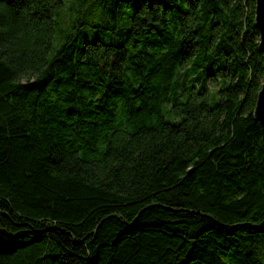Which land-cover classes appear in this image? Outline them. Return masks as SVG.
Returning <instances> with one entry per match:
<instances>
[{
  "label": "trees",
  "instance_id": "1",
  "mask_svg": "<svg viewBox=\"0 0 264 264\" xmlns=\"http://www.w3.org/2000/svg\"><path fill=\"white\" fill-rule=\"evenodd\" d=\"M253 3L0 0V264H264Z\"/></svg>",
  "mask_w": 264,
  "mask_h": 264
},
{
  "label": "water",
  "instance_id": "2",
  "mask_svg": "<svg viewBox=\"0 0 264 264\" xmlns=\"http://www.w3.org/2000/svg\"><path fill=\"white\" fill-rule=\"evenodd\" d=\"M253 22L257 28V44L263 57V76L259 87L256 90L252 113L264 128V0H254L253 3ZM194 211H198L193 209Z\"/></svg>",
  "mask_w": 264,
  "mask_h": 264
},
{
  "label": "rangeland",
  "instance_id": "3",
  "mask_svg": "<svg viewBox=\"0 0 264 264\" xmlns=\"http://www.w3.org/2000/svg\"><path fill=\"white\" fill-rule=\"evenodd\" d=\"M70 0H63V4L59 10V16L63 19L62 24L66 22V20L72 15V12L70 11L69 7ZM55 14V13H53ZM56 15V14H55ZM82 19L87 20H97L99 22H103L105 20V17L100 13L99 15L95 12L91 13L90 15L82 14L80 16ZM78 37L80 38H99L103 41H117V37L114 33L111 31L106 30L105 28L97 27L96 29L94 26L87 27L86 25L81 26V28L78 29ZM214 83L210 82V87H213Z\"/></svg>",
  "mask_w": 264,
  "mask_h": 264
}]
</instances>
